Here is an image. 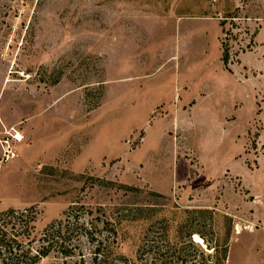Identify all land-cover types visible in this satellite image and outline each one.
<instances>
[{
    "label": "rangeland",
    "instance_id": "1",
    "mask_svg": "<svg viewBox=\"0 0 264 264\" xmlns=\"http://www.w3.org/2000/svg\"><path fill=\"white\" fill-rule=\"evenodd\" d=\"M9 128L39 264H264V0H0Z\"/></svg>",
    "mask_w": 264,
    "mask_h": 264
},
{
    "label": "trees",
    "instance_id": "2",
    "mask_svg": "<svg viewBox=\"0 0 264 264\" xmlns=\"http://www.w3.org/2000/svg\"><path fill=\"white\" fill-rule=\"evenodd\" d=\"M222 62L224 65L228 63V53L225 48ZM35 220L36 212L32 208L7 209L0 212V264H39L42 258L53 251L56 243L58 244L57 252L63 258L74 255L73 248L64 245L63 220L46 226L38 239L39 246L31 247V242L36 239L33 236ZM222 248L223 259L227 249L225 246ZM96 250L99 252V246ZM213 264L221 263L216 257Z\"/></svg>",
    "mask_w": 264,
    "mask_h": 264
},
{
    "label": "built area",
    "instance_id": "3",
    "mask_svg": "<svg viewBox=\"0 0 264 264\" xmlns=\"http://www.w3.org/2000/svg\"><path fill=\"white\" fill-rule=\"evenodd\" d=\"M23 138V134L13 128H9L8 131H5L4 137L0 139L3 159L9 160L17 156L15 147L22 142Z\"/></svg>",
    "mask_w": 264,
    "mask_h": 264
},
{
    "label": "bare ground",
    "instance_id": "4",
    "mask_svg": "<svg viewBox=\"0 0 264 264\" xmlns=\"http://www.w3.org/2000/svg\"><path fill=\"white\" fill-rule=\"evenodd\" d=\"M196 238H197L198 241H201V238H199L197 235H196Z\"/></svg>",
    "mask_w": 264,
    "mask_h": 264
}]
</instances>
